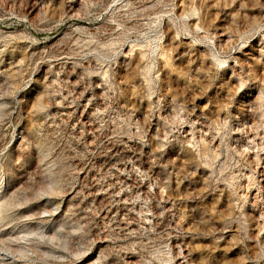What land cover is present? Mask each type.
Listing matches in <instances>:
<instances>
[{
	"label": "rangeland",
	"instance_id": "374dc122",
	"mask_svg": "<svg viewBox=\"0 0 264 264\" xmlns=\"http://www.w3.org/2000/svg\"><path fill=\"white\" fill-rule=\"evenodd\" d=\"M0 264H264V0H0Z\"/></svg>",
	"mask_w": 264,
	"mask_h": 264
}]
</instances>
